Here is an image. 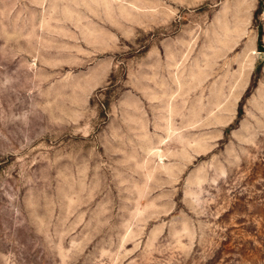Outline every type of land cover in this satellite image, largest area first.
<instances>
[{
    "label": "rangeland",
    "instance_id": "374dc122",
    "mask_svg": "<svg viewBox=\"0 0 264 264\" xmlns=\"http://www.w3.org/2000/svg\"><path fill=\"white\" fill-rule=\"evenodd\" d=\"M259 0H0V264H264Z\"/></svg>",
    "mask_w": 264,
    "mask_h": 264
},
{
    "label": "trees",
    "instance_id": "16d2710c",
    "mask_svg": "<svg viewBox=\"0 0 264 264\" xmlns=\"http://www.w3.org/2000/svg\"><path fill=\"white\" fill-rule=\"evenodd\" d=\"M264 10V0H259V7L256 11V16H260Z\"/></svg>",
    "mask_w": 264,
    "mask_h": 264
}]
</instances>
